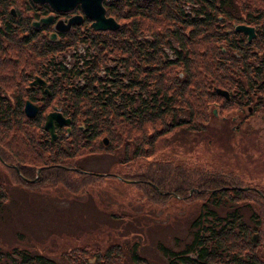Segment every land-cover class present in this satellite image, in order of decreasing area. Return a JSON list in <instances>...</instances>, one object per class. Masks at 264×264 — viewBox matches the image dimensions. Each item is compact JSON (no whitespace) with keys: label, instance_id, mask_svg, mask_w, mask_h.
I'll return each instance as SVG.
<instances>
[{"label":"trees","instance_id":"obj_1","mask_svg":"<svg viewBox=\"0 0 264 264\" xmlns=\"http://www.w3.org/2000/svg\"><path fill=\"white\" fill-rule=\"evenodd\" d=\"M102 2L106 13L117 10L114 18L123 21L113 30H104L110 32L108 39L94 32L85 51L73 54L70 64L53 56L70 39L67 44L61 37L46 40L41 55L48 92L39 91L46 101L38 102V90L29 89L34 84L24 89L34 69L42 72L24 50L30 44L31 34L26 29L30 26L26 17L15 18L6 11L7 0H0V18L9 17L0 25V165L9 171L0 178V204L9 194L8 183L26 187L59 183L73 192L85 191L88 184L107 174L79 165L78 159L87 153L119 149L117 163L128 165L130 160L154 155L156 149L168 145L174 127L204 129L210 114L214 115L203 101L220 97L208 95L210 90L202 86L205 70L220 79L223 71L234 82L233 90L248 93L249 100L257 98V105L264 103V50L260 46L264 0H125L124 10L118 0ZM45 9L46 3L40 7L42 12ZM233 22L251 24L262 39L247 42L240 31H233ZM148 29L149 37H136ZM59 35L66 32L59 31ZM201 46L204 49L198 54ZM103 48L114 55L113 63L102 61ZM164 48L171 51L169 57ZM195 84L206 95L194 93ZM26 97L38 105L34 116L22 111ZM51 98L69 117L70 131L57 130L49 147L40 122L43 105ZM179 112H184V117ZM80 121L84 123L78 124ZM103 135L107 144L101 140ZM158 159L117 172L115 178L133 179L127 182L141 184L147 197L159 203L167 195L185 199L203 195L199 210L189 221L188 236L178 247L154 242L152 248L160 252L163 264H264L260 239L253 244L249 237L253 231L257 237L263 233L264 198L259 192L254 196L251 189L242 190L239 186L244 181L229 176L233 171ZM239 201L256 205L249 213L250 225L233 205ZM222 204L233 207L221 212ZM139 250L136 241L129 245L111 242L91 251L96 259L89 264H151L152 256ZM86 253L84 245L59 251L70 264H88ZM0 264L61 263L27 247L10 246L0 247Z\"/></svg>","mask_w":264,"mask_h":264},{"label":"rangeland","instance_id":"obj_2","mask_svg":"<svg viewBox=\"0 0 264 264\" xmlns=\"http://www.w3.org/2000/svg\"><path fill=\"white\" fill-rule=\"evenodd\" d=\"M118 3L123 10L127 8L125 0H118ZM29 5L26 0H14L11 4L17 12L15 14L22 15L24 19L32 16L28 9ZM115 11L114 13H117V10ZM114 13L111 15L117 17L115 16L117 14ZM45 14L38 12V16ZM124 14L126 15V12ZM58 16L57 14L53 15L54 22ZM64 18L61 17V19ZM115 19L119 23L123 21L122 18ZM54 22L50 24L49 32L54 30ZM88 24L86 21L80 22L73 28L68 27V31H64L66 35L60 36L57 33L54 38H49L48 32H39L38 37L29 40L30 44L25 45L24 50L34 65L37 63L40 65L42 72L35 69L31 72V75L27 77L26 85H24L25 90L31 86L29 81L34 76L38 75L46 83L48 82L43 76L41 55L46 40L56 41L61 37V41L65 43L69 38L70 43H65L67 45L58 53H53V56L55 59L60 57L70 64L73 54L80 53L87 47L84 45L94 32H97L100 38L108 39L110 36L109 31L94 30ZM235 24L234 22L231 24L233 31ZM150 32L149 29L143 30L136 33V37L147 38ZM240 33L246 38L243 32ZM256 37L262 39V36L258 34L251 38L255 40ZM256 41L258 40L256 39ZM263 41L260 42V46L264 50ZM250 44L252 43L250 42ZM220 48L223 50L224 44L220 45ZM89 49L91 50L90 46ZM203 49L204 46H201L198 54ZM164 50L169 57L171 51L166 48ZM100 53L102 61L113 63L111 56L114 55L107 48H103ZM206 56H209L208 51ZM207 59H205L206 62ZM177 72L178 77H182L183 72L180 70ZM205 72L206 77L202 86L210 90V94L207 92L208 95L220 97L203 101L204 104H207L209 113L212 112L214 115L210 114L204 129L192 130L174 127L169 135L168 145L165 144L162 148L156 149L157 152L154 155L152 153V155L130 160L128 165L117 163L116 157L118 153L120 154L119 149L113 152L85 154L78 159L79 165L84 170L108 174L97 179L96 182L88 184L85 191L75 190L73 192L59 183L30 187L8 183L9 194L0 204V247L10 249V246H24L32 252L37 251L55 257L61 264H70L69 260L67 263L64 261L59 251L72 246L84 245L87 249L86 261L89 264L96 259L91 251H98L111 242H124L125 245H129L130 241H136L139 251H144L152 256L151 264H163L164 258L160 252L155 245V249L152 248L154 242L178 247V244L188 236L189 221L199 210L203 195L188 199L167 195L164 202L159 203L147 197V194L144 193L145 187L141 184L129 183L128 180H119L110 175L135 169L134 167L141 165V162H150L151 159L165 158L164 160L167 161L181 163L187 161L185 164L191 167L201 165L206 169L233 171L234 175L229 176L241 182L244 181L239 186L242 190L249 188L252 190V195L255 196V192H259L264 198V103L257 105L254 102L257 101V98L249 100L246 98L248 93L233 90L234 82L230 81L228 75L226 76L223 71H220L224 76L222 79L220 76L212 77V73L209 71L205 70ZM198 86L199 84H195L193 92L197 95H206V93L198 91ZM216 86L225 89L228 96L224 97L222 94L216 93ZM29 89H34L35 92L38 90L36 96L38 102L46 101L45 98L40 97L42 92L40 93L36 86ZM55 100L51 98V102L44 105L46 111L54 107L60 109V105ZM179 113L184 117V112ZM83 123L80 121L78 124ZM38 132L41 133L40 130L36 131L37 134ZM103 138L106 140L104 135L101 136V140ZM103 143L107 144L106 141ZM131 164L132 166H130ZM8 172V169L0 165V178H5L3 175ZM187 193H189V189ZM241 202H233V205L241 211L243 219L250 225L249 213L255 209L256 205ZM233 205L222 204L219 211L222 212L227 207L230 209ZM114 212L119 213L120 216L115 217L112 214ZM262 216L264 217V215ZM261 228L263 230L261 236L257 237V231H253L249 237H255L254 240L251 239L253 244L260 239L261 252L264 255V220L261 222ZM150 241H152L151 245ZM142 245H145L149 251L144 250ZM99 260L102 261L101 256Z\"/></svg>","mask_w":264,"mask_h":264},{"label":"water","instance_id":"obj_3","mask_svg":"<svg viewBox=\"0 0 264 264\" xmlns=\"http://www.w3.org/2000/svg\"><path fill=\"white\" fill-rule=\"evenodd\" d=\"M37 2H47L48 5L53 10H62L65 11L67 9L72 8L75 5L79 6L82 13L90 20V25L94 29H113L118 25V22L110 15H105V8H103L102 0H34ZM51 14H45V16L38 17L37 20L32 21V24H38V22H48L50 21ZM81 19V13H71L68 15L67 18L64 20L61 17L56 18L53 29L54 30H67L68 27L72 23H77ZM254 27L251 24H244V23H236L234 26V30H241L246 35V40H250L252 36H254ZM52 30L49 33V38H54L56 32ZM32 83H42L44 84V90L47 92L46 89V82L43 78L34 76L32 80L29 81V84ZM216 93L222 94L224 97L228 96V92L220 87L215 88ZM23 106L22 111L25 113L26 116H34L37 110V105L31 101L29 98L23 99ZM43 126L48 131L49 140L51 141L55 136L56 133L54 131L55 124L61 125L69 123V117L65 116L59 111L57 108H52L47 111L43 118ZM104 142L106 141L105 138L102 139ZM252 240H254V236H251Z\"/></svg>","mask_w":264,"mask_h":264},{"label":"flooded vegetation","instance_id":"obj_4","mask_svg":"<svg viewBox=\"0 0 264 264\" xmlns=\"http://www.w3.org/2000/svg\"><path fill=\"white\" fill-rule=\"evenodd\" d=\"M8 1V4H6V11H9V12H11L12 13V15H14V17L16 18H22L23 16L22 15H16L15 13H17V12H15V10L13 9V7L11 6V4L14 2V0H7ZM27 1V3H28V5L30 6H28V9H29V11H30V13L32 14V16H28L29 18L27 19V22H28V24H29V26H30V28H27L26 27V29L28 30V31H30V34H31V38L29 39V40H31V39H33V38H36V37H38L39 35H40V33L39 32H42V33H46V32H48L49 30H50V28H51V25L50 24H52L54 21H53V15H59L58 17H65V18H67L68 16V14L70 15L71 13H76V12H80L81 11V9H79V6L78 5H75V6H73L72 8H70V9H67V10H65V11H62V10H52L49 6H48V4H47V9H45V12H42L41 10L39 11V9H40V7L43 5V4H45V3H37L36 1H34V0H26ZM31 5H33V7H31ZM11 6V7H10ZM37 8H39V9H37ZM47 10V11H46ZM38 12H41L42 14H44V13H46V14H48V13H50L51 14V17H50V21H48V22H45V23H43V22H40V24H39V22H38V24H32V21H34V20H37L38 19V17H41V16H45V15H39L38 16ZM4 19H1L2 18V16H1V18H0V25H1V23H2V20H8L9 19V17L8 16H5L4 15ZM64 18V19H65ZM63 19V20H64ZM85 21H87L88 23L90 22V20L82 13L81 14V19H80V21L79 22H77V23H72L71 25H70V27H74L75 25H79V23L80 22H85ZM89 26H90V24H88ZM90 28H91V26H90ZM25 28H24V32L25 33H27V30H26ZM55 31V30H54ZM59 31H63L64 32V30H58L57 29V31H55L56 32V35H57V33H59ZM65 31H68V29L67 30H65ZM17 32L18 33H20L21 31H20V29L18 30L17 29ZM23 33V32H22ZM34 86H36L38 89H39V91H42L43 90V92H45L44 91V89H43V87H44V84H41V83H37V84H34ZM47 86V85H46ZM43 110H42V112H43V114H45L47 111H46V106L44 107V105H43V108H42ZM44 116V115H43ZM70 123V122H69ZM68 123V126L70 125ZM41 126H42V129L44 130V133H45V138H47V140H48V145H49V134H48V131L43 127V123L41 124ZM64 126H65V124L63 123V124H61V125H55V133H57V130H61V131H63V129H64ZM65 130V129H64ZM70 131V127H69V130H68V132ZM64 132V131H63ZM67 132V133H68ZM42 134H43V131H42ZM52 142V141H51ZM50 142V143H51ZM49 147H50V145H49Z\"/></svg>","mask_w":264,"mask_h":264}]
</instances>
